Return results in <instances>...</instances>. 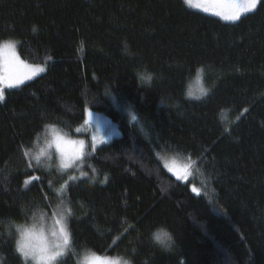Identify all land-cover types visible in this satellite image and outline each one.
<instances>
[{
  "label": "trees",
  "instance_id": "trees-1",
  "mask_svg": "<svg viewBox=\"0 0 264 264\" xmlns=\"http://www.w3.org/2000/svg\"><path fill=\"white\" fill-rule=\"evenodd\" d=\"M7 41L47 70L0 101V264H32L18 238L58 209L70 246L57 264H264V0L236 22L184 0H0ZM88 111L121 135L82 162L37 159L85 137Z\"/></svg>",
  "mask_w": 264,
  "mask_h": 264
},
{
  "label": "rangeland",
  "instance_id": "rangeland-1",
  "mask_svg": "<svg viewBox=\"0 0 264 264\" xmlns=\"http://www.w3.org/2000/svg\"><path fill=\"white\" fill-rule=\"evenodd\" d=\"M195 3L201 4V7H192L201 12L216 16L222 20V15H215L216 12H221L222 14H231L235 11L234 8L230 7V5L235 3H244L245 0H194ZM260 0H257L258 6ZM191 7V6H190ZM207 7L209 9L208 12L203 11V8ZM256 9V8H255ZM255 9L248 12H241L240 18L244 15L254 11ZM239 18V19H240ZM238 19V20H239ZM236 20V21H238ZM227 22H236L230 20H224ZM28 66L26 69L24 66ZM43 68V71H29L28 69H39ZM47 70L46 65H30L27 62L23 61L19 57L18 53V42L16 41H7L3 42L0 45V77L5 75H27L29 78L23 80V83L16 84L11 88L20 87L36 77L42 75ZM8 81H4L0 83V88L5 89L9 88L7 86ZM206 90L203 88L202 80L199 76H197L192 83L190 84V89L187 90V96L191 99L199 100L206 95ZM129 120L131 123L137 121L136 115L133 113L131 109L128 110ZM80 133H84L85 137L73 139L68 144L64 146H56L54 144L46 145L45 147L40 148L37 153V159L46 158L50 155L52 148L57 152L58 161L61 163L68 162L69 164L82 162L85 156L84 150L89 147V143H91L92 149L94 147L101 146L102 144L109 143L113 139L119 137L121 135L119 128L117 125H114L110 119L105 117L102 114L88 111L85 124L82 128L79 129ZM55 140V136L53 138ZM159 158V157H158ZM160 159V158H159ZM163 161H162V160ZM160 161L163 163L164 167L175 177L181 179L184 182H188L190 180V174L187 169L174 162L173 160L166 159L161 157ZM77 176V175H76ZM79 177L86 176L85 173H80ZM192 190L195 193H198V190L195 186L192 185ZM68 211L65 209H58L57 214H53L51 217H46L42 215L38 221L33 224L24 226V232L21 233L18 238L17 248L19 250V244L22 240H27L31 243H42L45 240L51 239L52 231H59L60 225L56 222L58 220L62 221L63 226L67 228V220H68ZM31 230V236L25 237V231ZM69 237V233H68ZM157 239L161 241L165 246L169 243V238L160 234L157 236ZM70 246V238L67 245L62 246L58 249L60 255L57 256L55 261H52L51 264H57L58 261L62 260L66 257L69 252ZM20 254L24 257L25 260L31 262L32 264H40L38 259H34L31 254L25 257V255L19 250ZM93 261L103 262V264H130L126 259L121 257H100V256H84L79 260V264H93Z\"/></svg>",
  "mask_w": 264,
  "mask_h": 264
},
{
  "label": "snow or ice",
  "instance_id": "snow-or-ice-1",
  "mask_svg": "<svg viewBox=\"0 0 264 264\" xmlns=\"http://www.w3.org/2000/svg\"><path fill=\"white\" fill-rule=\"evenodd\" d=\"M184 2L191 7H201V4L195 3L194 0H184ZM257 0H245L244 3H235L230 5L234 8L231 14H222L221 12H216L215 15H222L224 20L236 21L240 18L241 12H248L256 8ZM203 11L208 12L207 7L203 8ZM26 69L28 66H24ZM29 71H43V68L39 69H28ZM29 78L27 75H5L0 77V83L8 81L7 86L9 88L15 86L16 84L23 83V80ZM4 100L3 89L0 88V101ZM60 225L59 231L51 232V239L45 240L42 243L36 244L31 243L27 240H22L19 244V250L25 255V257L32 255L34 259H38L40 264H51L52 261H55L57 256L60 255L58 249L62 246L67 245L69 242L68 233L66 228L63 226L62 221L58 220L56 222ZM25 237L31 236V230L25 231ZM93 264H103V262L93 261Z\"/></svg>",
  "mask_w": 264,
  "mask_h": 264
}]
</instances>
